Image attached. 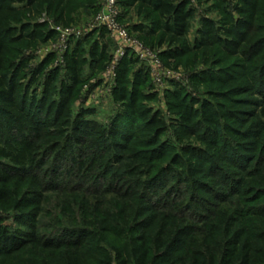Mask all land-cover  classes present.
<instances>
[{"label": "trees", "instance_id": "obj_1", "mask_svg": "<svg viewBox=\"0 0 264 264\" xmlns=\"http://www.w3.org/2000/svg\"><path fill=\"white\" fill-rule=\"evenodd\" d=\"M197 1L210 3L218 19L201 18L189 42L195 15L190 0H117L144 23L132 30L147 46L166 45L162 62L175 61L195 86L213 89L199 100L173 84L167 106L175 121L169 127L160 112L144 105L140 87L147 77L151 81L131 53L116 71L112 95L120 109L112 118L100 124L93 108L74 111L85 66L107 61L94 32L70 46L63 64L56 66L50 55L29 67L25 54L56 37L50 22L69 27L80 16H95L103 0H0V210L39 206L46 195L65 191L111 197L103 212L86 215L84 209L69 222L75 241L60 243L71 250L54 264H264V232L179 249L166 243L163 232H148L152 217L141 220L145 214H139L143 202L148 206L142 213L153 218L197 212L193 191L206 186L202 166L215 161L208 178L219 177L226 187L219 168L231 163L221 155L225 137L246 143L264 138V0H236L237 6ZM132 65L145 73L129 79ZM169 131L174 144L161 141ZM67 209L76 213L73 206ZM2 221L0 216V264H52L35 251H44L35 216L16 218L18 230Z\"/></svg>", "mask_w": 264, "mask_h": 264}, {"label": "rangeland", "instance_id": "obj_2", "mask_svg": "<svg viewBox=\"0 0 264 264\" xmlns=\"http://www.w3.org/2000/svg\"><path fill=\"white\" fill-rule=\"evenodd\" d=\"M226 1L231 3V6H237L236 0ZM190 3L195 15L191 20V27L188 32L189 42L194 39L201 18L218 19V15L214 12L210 3L206 1L198 2L197 0H190ZM118 10L122 15L121 25L128 30V33L134 39L149 47L143 42L142 36L132 30V26H140L141 24L143 26L144 24L135 15L134 10L130 9L127 11L119 6V4ZM93 17L86 18L80 16L68 28H73L83 33L87 25L92 22ZM44 20V17L37 19L40 23ZM49 25L53 29L61 27L53 25L51 22ZM91 33L81 35L78 40L88 38ZM92 39L98 43L99 48L104 50L107 61L100 67L92 62L85 66L83 75L86 81L81 89V95L75 103L74 111H78L80 107L93 108L95 110L93 118L100 124H106L112 118L114 112L120 109V106L113 101L112 90L115 87V82L112 83L103 78L114 55V47L109 36L101 30L94 31ZM74 42V40L70 42L69 49ZM90 42L92 43V40ZM56 43L57 35L55 39L46 43H40L35 50L27 52L25 55L29 58V67L31 65H38L50 55L55 56L54 64L56 66L60 65L56 64V54L47 52L49 50L52 51ZM151 49L161 54L166 49V45H154ZM54 64L52 63L49 67L52 68ZM162 64L166 69L175 73L176 79L168 80L160 87H155L152 82L150 84L147 77V83L140 87L139 95L145 99L144 105L146 107L155 112H160L167 125L172 127L175 119L168 110L167 93L173 89V84L181 86L188 94L199 100L207 98L208 91L213 89L209 86H195L190 79L191 73L181 66L176 67L175 61H163ZM139 67L136 68V65H132L128 70L127 77L132 79V75L141 70L142 74H144L145 69ZM201 68L202 66L198 64V69ZM92 95L96 96V98H91ZM161 141H171L174 144L175 141L172 138L171 131L164 135ZM225 141L227 142L226 151L221 155L222 157L227 156L225 158L229 159L231 163H222L219 165V168L223 169L227 178H229L225 179L223 177L220 179L223 180V183L226 180V187H221L220 182L217 180L219 177L214 179L208 178V173H210L215 161L212 164L202 166L200 168L202 171L200 176L203 184H206V186L203 187L202 185L194 189L193 194H195L196 199L192 201L194 202L192 203L193 206L196 205L198 211L190 214L187 213L186 216H183V219L168 215V212L160 213L163 215H156L153 218V214L151 213H142V210L148 206L143 202L138 206L141 208L139 214H145L141 216V220L152 217L147 222L149 225L147 228L148 232L153 235L160 234L159 231L163 232L166 243L169 242L174 248L179 249L197 246L204 247L217 243L222 238L230 237L232 234L235 238H244L246 235L264 232V138L260 141L254 140L251 141L252 143H246L247 141H241L240 137L228 136V138L225 137ZM195 146L204 148L200 144H195ZM240 148L241 151H238ZM229 164L232 165L229 166ZM118 168L120 166L115 167V169ZM208 188L212 194L205 193ZM233 192L236 193L233 194ZM200 193L203 196V200L201 201L197 199ZM45 197L46 199L44 200L46 201H43L39 206L33 205L17 210L7 206L1 207L0 216L3 220L1 224L11 230H18L16 218H20L25 214L35 216L39 225V242L44 247V251L38 247L35 248V251L41 252L46 257L43 259L54 264L65 257L66 253L71 250L61 247L60 243H73L75 241V235H72L75 229L70 226L69 222L71 223L75 216L83 214L84 209L86 210V215L97 214L100 211L103 212L106 210L105 208H108L111 197L90 196L84 192L68 193L67 191L59 194H48ZM71 206L76 209V213H67V208ZM24 221L29 223L30 219L26 218ZM22 228L20 227V229ZM49 245H54L55 248L46 249V246Z\"/></svg>", "mask_w": 264, "mask_h": 264}, {"label": "built area", "instance_id": "obj_3", "mask_svg": "<svg viewBox=\"0 0 264 264\" xmlns=\"http://www.w3.org/2000/svg\"><path fill=\"white\" fill-rule=\"evenodd\" d=\"M101 29L106 31L114 45V55L103 75L104 80L115 82L117 68L127 53L133 54L139 65L146 68L150 81L155 87H160L168 80L176 79L175 73L163 66L159 52L134 39L121 25L117 0H103L100 11L93 17L83 33L73 28L55 27L53 30L57 35V43L52 51L47 52L55 53L56 64L61 65L72 40L77 41L81 35ZM91 98H96V96L92 95Z\"/></svg>", "mask_w": 264, "mask_h": 264}]
</instances>
